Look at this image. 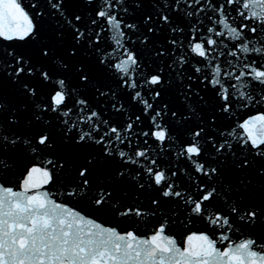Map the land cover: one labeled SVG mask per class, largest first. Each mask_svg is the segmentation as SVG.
I'll return each instance as SVG.
<instances>
[{"label": "snow or ice", "instance_id": "6c2138e0", "mask_svg": "<svg viewBox=\"0 0 264 264\" xmlns=\"http://www.w3.org/2000/svg\"><path fill=\"white\" fill-rule=\"evenodd\" d=\"M0 264H264V0H0Z\"/></svg>", "mask_w": 264, "mask_h": 264}]
</instances>
